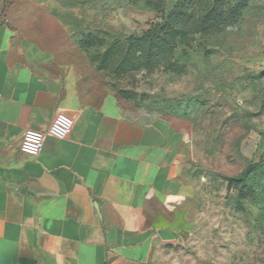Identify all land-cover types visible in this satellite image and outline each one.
I'll return each instance as SVG.
<instances>
[{
  "label": "crops",
  "instance_id": "1",
  "mask_svg": "<svg viewBox=\"0 0 264 264\" xmlns=\"http://www.w3.org/2000/svg\"><path fill=\"white\" fill-rule=\"evenodd\" d=\"M14 3L0 0V264H157L200 219L184 138L67 61L76 40L47 49L17 36L46 6ZM60 112L71 134L47 138L38 157L21 153L24 132H47ZM260 150L264 159V133Z\"/></svg>",
  "mask_w": 264,
  "mask_h": 264
},
{
  "label": "rangeland",
  "instance_id": "2",
  "mask_svg": "<svg viewBox=\"0 0 264 264\" xmlns=\"http://www.w3.org/2000/svg\"><path fill=\"white\" fill-rule=\"evenodd\" d=\"M14 1L17 11L30 0ZM37 1L46 9L30 16L36 17L34 29L15 30L17 36L34 37L47 49L63 43L73 48L72 41L60 40H76L78 52L67 61L83 64L105 91L152 111L184 138L198 189L190 208L198 210L200 219L181 243L162 249L157 264H264V202L241 201L225 181L257 161L263 147L261 6L248 0L235 25L205 31L197 28L198 19L213 0H193L181 21L187 35L167 46L146 34L165 26L177 0ZM237 1L228 0L230 5ZM10 16L20 24L21 15ZM129 37L140 44L142 54L150 47L158 51L157 67L124 75L116 74L112 64L98 68L109 46L119 45L117 54H125Z\"/></svg>",
  "mask_w": 264,
  "mask_h": 264
},
{
  "label": "trees",
  "instance_id": "3",
  "mask_svg": "<svg viewBox=\"0 0 264 264\" xmlns=\"http://www.w3.org/2000/svg\"><path fill=\"white\" fill-rule=\"evenodd\" d=\"M248 0H239L235 4L230 5L228 0H213L211 7L200 16L198 29L211 31L225 25H235L240 19ZM193 0H177L173 11L165 19V26L160 30H153L147 33L148 40L159 44V40L165 42L169 46L173 43L174 38H184L183 33L186 29L181 25L184 16L188 15V8ZM174 30V31H173ZM83 46V45H82ZM119 45H111L105 51L102 63L98 68L105 69L107 64H112L114 71L118 75L139 72L143 69L152 70L159 64L158 51H153L150 47L147 53L141 50V46L136 39L129 37L125 54L121 55L118 49ZM85 50V49H84ZM154 52V53H153ZM138 53H141L138 55ZM144 56V58H142ZM113 61V63H111ZM108 65V66H109ZM264 74V73H262ZM227 187H235L238 197L241 201L250 197L255 202L261 204L264 202V159L259 158L246 165L244 169L236 176L225 177Z\"/></svg>",
  "mask_w": 264,
  "mask_h": 264
},
{
  "label": "built area",
  "instance_id": "4",
  "mask_svg": "<svg viewBox=\"0 0 264 264\" xmlns=\"http://www.w3.org/2000/svg\"><path fill=\"white\" fill-rule=\"evenodd\" d=\"M73 124L71 117L62 112L57 113L47 132L42 133L34 130L24 132L20 145L21 153L31 157H38L43 151L47 138L66 139L72 132Z\"/></svg>",
  "mask_w": 264,
  "mask_h": 264
}]
</instances>
